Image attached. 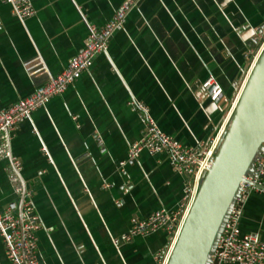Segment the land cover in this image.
Segmentation results:
<instances>
[{"label": "crops", "instance_id": "crops-1", "mask_svg": "<svg viewBox=\"0 0 264 264\" xmlns=\"http://www.w3.org/2000/svg\"><path fill=\"white\" fill-rule=\"evenodd\" d=\"M23 22L0 2V108L64 69L83 47L88 24L108 22L126 0H31ZM264 35V0H140L123 27L64 93L8 132L10 155L46 226L37 231L42 264H158L172 238L163 229L116 248L134 219L183 200L187 178L164 155L142 152L122 169L143 128L129 100L187 146L207 145L228 115ZM212 74L222 97L202 82ZM1 143V140H0ZM0 157V211L19 210ZM264 199L253 190L240 229L264 241ZM0 264H12L0 236Z\"/></svg>", "mask_w": 264, "mask_h": 264}, {"label": "built area", "instance_id": "built-area-1", "mask_svg": "<svg viewBox=\"0 0 264 264\" xmlns=\"http://www.w3.org/2000/svg\"><path fill=\"white\" fill-rule=\"evenodd\" d=\"M139 1H124L103 26L98 27L89 23L83 47L70 58L64 69L50 76L47 82L36 87L30 94L19 98L8 107L0 108V157L9 158L8 180L13 193L19 197L18 212H14L9 207L0 211V236L6 257L12 264H42L37 253V231L40 229L50 231L53 227L43 223L34 205L31 191L25 187L20 175L21 163L19 159L10 155L7 143L8 132L20 122L30 119L37 107H44L50 98L64 93L68 85L90 66L97 53H107L110 38L123 27L128 13L138 5ZM0 2L9 5L12 15L22 22L35 13L31 0H0ZM258 46L250 65L264 48V35L261 36ZM201 86L212 101L218 102L221 99L222 88L212 74L206 77ZM234 99L229 105L227 118L221 123L216 135L207 145L194 147L184 145L173 135L163 131L151 116L146 103L133 97L129 100V107L139 114L143 128L139 138L129 144L126 158L119 161L120 169L135 160L143 151L150 155L160 154L166 157L174 171L187 178V182L183 200L177 209L162 207L144 219H134L125 233L112 238L116 248L131 241L136 235H149L163 229L171 235L172 240L168 248L157 257V261L158 264H166L184 218L197 193L200 180L212 163L219 139L231 117L235 107ZM252 167L239 184V189L209 256L208 264H264V241L258 233H242L240 229V220L249 193L253 190L259 191L264 199V143L254 158Z\"/></svg>", "mask_w": 264, "mask_h": 264}, {"label": "water", "instance_id": "water-1", "mask_svg": "<svg viewBox=\"0 0 264 264\" xmlns=\"http://www.w3.org/2000/svg\"><path fill=\"white\" fill-rule=\"evenodd\" d=\"M166 264H208L239 184L264 143V48L256 59Z\"/></svg>", "mask_w": 264, "mask_h": 264}, {"label": "bare ground", "instance_id": "bare-ground-1", "mask_svg": "<svg viewBox=\"0 0 264 264\" xmlns=\"http://www.w3.org/2000/svg\"><path fill=\"white\" fill-rule=\"evenodd\" d=\"M255 61H256L255 59L252 61V64H251V66H250V68H249V71H248V75H249V73H250V71H251V69H252V67H253V65H254V63H255ZM247 77H248V76H247ZM247 77H246V79H247ZM246 79L244 80V82H243V84H242V87H243V85H244ZM242 87H241V89H242ZM241 91H242V90H240V92L235 96V99H234L233 105H235V104L237 103ZM179 231H180V230H179ZM178 233H179V232H178Z\"/></svg>", "mask_w": 264, "mask_h": 264}, {"label": "rangeland", "instance_id": "rangeland-1", "mask_svg": "<svg viewBox=\"0 0 264 264\" xmlns=\"http://www.w3.org/2000/svg\"><path fill=\"white\" fill-rule=\"evenodd\" d=\"M252 64V63H251ZM251 66V65H250Z\"/></svg>", "mask_w": 264, "mask_h": 264}]
</instances>
